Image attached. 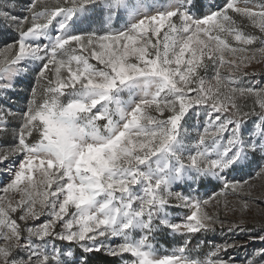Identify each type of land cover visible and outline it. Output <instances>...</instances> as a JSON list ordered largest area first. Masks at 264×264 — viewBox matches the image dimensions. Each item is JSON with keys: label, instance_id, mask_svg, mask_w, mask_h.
I'll return each mask as SVG.
<instances>
[{"label": "snow or ice", "instance_id": "1", "mask_svg": "<svg viewBox=\"0 0 264 264\" xmlns=\"http://www.w3.org/2000/svg\"><path fill=\"white\" fill-rule=\"evenodd\" d=\"M149 9L0 0V135L12 137L0 149V264H89L94 253L121 264H264V197L251 196L264 179V83H244L264 63V0ZM29 73L41 87L14 110ZM197 108L204 121L186 127ZM180 183L216 190L173 192ZM172 207L184 210L179 222ZM217 227L247 238L193 247ZM162 229L181 239L160 254ZM253 242L262 246L231 255Z\"/></svg>", "mask_w": 264, "mask_h": 264}, {"label": "rangeland", "instance_id": "2", "mask_svg": "<svg viewBox=\"0 0 264 264\" xmlns=\"http://www.w3.org/2000/svg\"><path fill=\"white\" fill-rule=\"evenodd\" d=\"M20 4H26L28 0H19ZM135 2V0H134ZM145 3H147L150 6L149 10H156L157 8H160L163 6V4L166 3V0H144ZM218 2H223V0H218ZM22 8H18V11H22ZM248 31H251V28L246 29ZM2 39V38H0ZM259 46V45H257ZM94 62V61H93ZM248 72L249 73H255V75H249L244 79V83H251V84H262L264 83V63H256L253 62L248 66ZM209 74H211V68L209 69ZM35 86L39 90L41 85L37 83L35 79V75L33 73H29L25 76H22L20 78V82L17 84L15 88V94L12 97V100L15 101L14 104V110L18 109L19 106L23 105L25 101V97L29 95L31 88ZM204 121V115L203 111L199 108L196 109L194 113H192L188 119V123L186 127L189 126H198L201 125L202 122ZM11 128V125L9 126ZM191 131H195V128H190ZM12 137L11 135H0V149H5L10 143H11ZM187 155V153H185ZM11 167V165H8ZM255 169V163H253L249 168L245 169L244 172H238L235 173L237 178L240 176H245L247 177L248 174H251ZM5 170L2 166H0V173H3ZM7 174L0 175V184H3L5 182V176ZM215 183V182H213ZM253 183L255 184V187L251 193L252 197H264V179L261 178H254ZM214 190L213 186L211 185H205L203 187H199L196 184L192 185V189H189L187 184L185 183H180L179 185H173L172 186V191L173 192H182L184 194H192V195H198L200 197H205L206 195L211 194ZM0 195H3L2 192H0ZM225 198H221V216L223 217V201ZM227 201L231 204L232 207H236L238 203L239 197L236 195H233L232 193H228L226 197ZM172 203H175L174 201ZM169 213H170V219L173 222H179L180 219L184 216V210L180 208H169ZM253 212H249L246 214V219L249 221V223L253 222V217H254ZM43 219V218H42ZM229 219L230 220H239L240 215L237 214L233 216L231 213H229ZM256 219H259V217H256ZM42 222V220H41ZM247 238V231H241L237 229L236 231L232 233H228L227 229L225 230H220L219 227H217V230L214 233H200L196 235L193 238L192 244L193 247H195L198 243L201 241H204L205 239L207 240L208 244H214V243H221L224 239H227L229 241H244ZM180 236L178 234H175L171 232L169 229H162L161 231L158 232L156 235V239L153 242L154 245L158 248L159 253L163 254L165 252L170 251L174 247L177 246ZM53 243L57 244V247H59V242L50 240L49 241V249L51 248V245ZM262 245L259 242H253L250 246L240 248L237 250H234L231 252V255H233L236 258L243 259L246 257L248 253L252 251L253 248H259ZM206 250V249H204ZM202 255V252H201ZM89 264H121V262L117 259H114L110 256H106L104 253H94L90 254L89 256Z\"/></svg>", "mask_w": 264, "mask_h": 264}]
</instances>
